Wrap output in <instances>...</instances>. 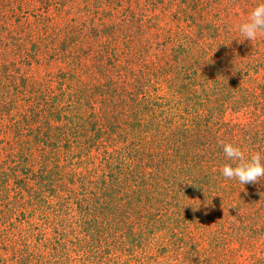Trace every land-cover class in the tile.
Masks as SVG:
<instances>
[{"label":"trees","instance_id":"obj_1","mask_svg":"<svg viewBox=\"0 0 264 264\" xmlns=\"http://www.w3.org/2000/svg\"><path fill=\"white\" fill-rule=\"evenodd\" d=\"M81 2L0 0V264H264V179L220 175L264 152V35Z\"/></svg>","mask_w":264,"mask_h":264},{"label":"clouds","instance_id":"obj_2","mask_svg":"<svg viewBox=\"0 0 264 264\" xmlns=\"http://www.w3.org/2000/svg\"><path fill=\"white\" fill-rule=\"evenodd\" d=\"M238 32L251 42L264 35V0L250 10L247 20L238 25ZM222 151L228 161L220 168L222 177L234 179L242 185L264 179V152L246 155L242 146L233 142H223Z\"/></svg>","mask_w":264,"mask_h":264},{"label":"rangeland","instance_id":"obj_3","mask_svg":"<svg viewBox=\"0 0 264 264\" xmlns=\"http://www.w3.org/2000/svg\"><path fill=\"white\" fill-rule=\"evenodd\" d=\"M79 2H81L82 0H78ZM89 1L88 6H90L93 9H96L97 3H99L101 0H86ZM115 1V0H114ZM120 1V8L123 10L125 9V7L131 6L133 8L139 7V8H147L148 10H146V13H148V16L153 15L154 13L156 14H160V11H163V15L165 16H169V17H161L159 18L158 21V26H160L161 28L164 27L165 25H167V27H170L171 25H173V19H172V13H173V9L176 7L175 5H178L182 2V0H167L168 4H171V2H174V5H172V7L170 8V11L168 10H163V7H165L167 4L166 3H162L160 6L157 7V9H153L152 5L149 4V1L155 2V0H119ZM202 2V6H207V9H210V12L213 13H226V11H230L229 15L227 16L230 17L228 18L229 21L238 27L239 23L244 22L247 20L248 17H246V15H248V13L250 12V10L255 7L254 5H256L257 3L260 2V0H254L255 4L253 6H247L246 1H243L241 4L244 5L243 7L240 6H229L228 4V0H201ZM85 2H81V7L83 5H85ZM116 7V4H114ZM225 7V10H224ZM247 9H246V8ZM250 7V8H249ZM223 8V9H222ZM244 9H246L244 11ZM140 12H144L145 10H139ZM223 14V15H224ZM210 18V17H209ZM209 18H207V20H210ZM224 18V17H223ZM225 18V21H228V19ZM41 76L44 75V72L40 73ZM230 117H237V114H232V116H228V118ZM244 118H242L243 120ZM130 264H139V262H137L136 260H131ZM163 264H169V262H165ZM172 264V263H171Z\"/></svg>","mask_w":264,"mask_h":264}]
</instances>
